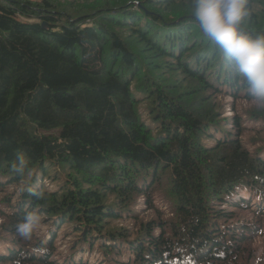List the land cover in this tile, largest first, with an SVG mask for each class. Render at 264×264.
Returning a JSON list of instances; mask_svg holds the SVG:
<instances>
[{"label":"trees","instance_id":"16d2710c","mask_svg":"<svg viewBox=\"0 0 264 264\" xmlns=\"http://www.w3.org/2000/svg\"><path fill=\"white\" fill-rule=\"evenodd\" d=\"M105 2L0 0V264H92L77 252L97 241L98 264H264V141L248 139L264 135V109L191 19L195 0ZM245 3L243 30L264 34V0ZM225 94L253 107L223 117ZM20 152L62 195L35 179L12 204L7 182L29 174L12 171ZM28 212L54 231L23 239ZM124 214L137 237L106 230ZM68 223L79 237L62 259Z\"/></svg>","mask_w":264,"mask_h":264},{"label":"clouds","instance_id":"9594fccd","mask_svg":"<svg viewBox=\"0 0 264 264\" xmlns=\"http://www.w3.org/2000/svg\"><path fill=\"white\" fill-rule=\"evenodd\" d=\"M247 15L245 0H195L191 19L224 59L243 75L250 97L264 109V34L253 35L243 30ZM11 168L21 177L31 172L26 154H16ZM32 194L38 199L44 195L42 192ZM42 227L40 215L28 212L17 224L16 232L23 239L31 240L33 233ZM36 251L43 254L46 249Z\"/></svg>","mask_w":264,"mask_h":264},{"label":"rangeland","instance_id":"374dc122","mask_svg":"<svg viewBox=\"0 0 264 264\" xmlns=\"http://www.w3.org/2000/svg\"><path fill=\"white\" fill-rule=\"evenodd\" d=\"M106 1L105 4L106 5H111V2L113 1H118V0H103ZM131 4V3H128ZM223 103L226 105L225 106V110L223 112V117H228L229 119L234 118V116H236V114L239 115H243L248 109L249 107H253V105L250 102H245L244 100H235L233 97H231L229 94H225L222 95L221 97ZM244 127V125H243ZM230 129V127H228ZM216 138H220L218 136H216ZM248 139H258L257 141H264V135L261 134H255V135H249ZM55 171L49 174H42V173H36V174H32L30 175V173L22 180L16 183H12V182H7L6 185V193L8 194V196H11V201L12 204L14 205V203L17 200V197L19 195L20 192L23 193L26 188L33 183V181L35 179H37V187L40 188L42 186H46V188L53 192V191H57L60 193V195H62V187H60L57 184H53V182L51 181L50 178H52L55 175ZM7 181V180H6ZM20 196V195H19ZM242 197L246 198L247 201L251 200L250 195L244 193H242ZM241 197L240 195H237L234 199H232L231 201L236 202L237 200H240ZM111 203H113V198H111ZM257 203V201L253 202V205H255ZM223 204L225 205V203H219V206L221 208L225 207L223 206ZM142 207H137V206H130V210H132L133 212L136 211V213H138L139 217L138 219H145L146 221H148L152 216V211L144 209L142 210ZM128 214H124L123 217H119V218H115V219H109L108 223L105 224L106 230H112L115 228H126L129 229L132 233L133 237H137L138 235V229H139V225L137 224L135 219H132L130 217H128ZM42 223H43V227L40 229H37L36 232H38V235H48L51 232L54 231V219L50 218V216H48L47 214L40 216ZM137 219V220H138ZM3 223L4 220L0 217V235H3L4 233V229H3ZM232 223V221H231ZM230 222H228V224H231ZM79 237V234H76V230L74 227L73 223H68L66 225H63L57 232V236L55 239V244H57L59 251L61 252L59 256H62V259H65L66 257L69 256V251L71 249V247L73 246V243L75 244V242L77 241ZM263 239L261 238H256L255 241V246L257 248V250L255 251L256 253V257L257 260L261 259L262 256L264 255V246L261 244V241ZM258 244V246H257ZM100 246V241H97L95 244L92 245L91 250L89 249V245L85 246V250H80V248H78V252H77V258H83L84 261H88L89 263L92 264H98L102 262V255L101 253L98 251ZM0 251H4V248L0 247ZM116 259H120V262H128V260L130 259V257H128L127 255H121L118 256ZM133 260V259H132ZM58 261H60L58 259ZM104 262V261H103Z\"/></svg>","mask_w":264,"mask_h":264}]
</instances>
